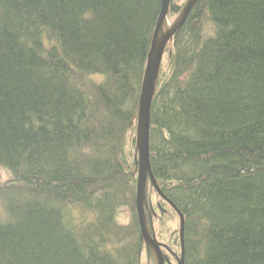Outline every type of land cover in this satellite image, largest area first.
Wrapping results in <instances>:
<instances>
[{
	"label": "trees",
	"instance_id": "16d2710c",
	"mask_svg": "<svg viewBox=\"0 0 264 264\" xmlns=\"http://www.w3.org/2000/svg\"><path fill=\"white\" fill-rule=\"evenodd\" d=\"M162 4L0 0V166L13 174L0 264H157L136 142ZM167 46L150 141L166 199L147 182L148 228L178 220L167 264L182 254L177 212L185 264H264V0H199Z\"/></svg>",
	"mask_w": 264,
	"mask_h": 264
},
{
	"label": "water",
	"instance_id": "95a60500",
	"mask_svg": "<svg viewBox=\"0 0 264 264\" xmlns=\"http://www.w3.org/2000/svg\"><path fill=\"white\" fill-rule=\"evenodd\" d=\"M162 8L160 11V17L157 22V28L154 33V38L152 42V48L148 55L147 70L144 76V85L140 97L139 106V124L137 128V148H138V164H139V177L137 182V212L139 217L140 228L142 229L143 238L146 241L149 249L152 250L157 264H166L167 259L164 255V250L166 247L158 241V238L154 234L150 233L148 228L147 217L145 216V202H146V190L147 182L150 181L151 185L154 186L158 195L163 199H166L165 195L162 194L161 189L157 185L154 174H152V163H151V116H152V104L153 97L155 93V85L159 79V72L161 70V64L164 59V54L167 49V45L171 39L176 36V33L184 27L188 17L191 15L192 10L198 5L199 0H189L187 6L183 10V14L177 23L167 32H164V26L168 20V11L171 6V0H162ZM175 208V207H174ZM180 216V237H181V247L182 254L181 259L178 264H185V247H184V233H185V221L183 215L179 212Z\"/></svg>",
	"mask_w": 264,
	"mask_h": 264
},
{
	"label": "rangeland",
	"instance_id": "374dc122",
	"mask_svg": "<svg viewBox=\"0 0 264 264\" xmlns=\"http://www.w3.org/2000/svg\"><path fill=\"white\" fill-rule=\"evenodd\" d=\"M181 1L183 2L184 0H181ZM175 23H176L175 19H168L167 23L165 25L164 31L167 32V30L171 29L175 25ZM133 152L135 153V149L134 148H133ZM12 177H13V174H12L11 171H9V170H7L5 168H2L0 166V186L4 185V183H6L8 181H11ZM146 191H147L146 192V196L152 200L153 204L156 203L158 201V197H157L156 193L154 192V190H152V188L149 187ZM173 220L174 221H172L171 224H170V229L168 227H166L165 229L162 230V232H161L162 236L159 235V234H156L157 238H159L160 242L162 244H164L165 246H166L167 242L170 241V238H172V237H170V233L173 232V231H176V229L178 228V220L176 219V221H175V217H174ZM149 230H150V228H149ZM174 250H175V248H174ZM172 264H175L174 260H172Z\"/></svg>",
	"mask_w": 264,
	"mask_h": 264
},
{
	"label": "bare ground",
	"instance_id": "6f19581e",
	"mask_svg": "<svg viewBox=\"0 0 264 264\" xmlns=\"http://www.w3.org/2000/svg\"><path fill=\"white\" fill-rule=\"evenodd\" d=\"M167 27V26H166ZM164 29H165V26H164ZM168 29V28H167ZM164 32H166V31H164Z\"/></svg>",
	"mask_w": 264,
	"mask_h": 264
}]
</instances>
